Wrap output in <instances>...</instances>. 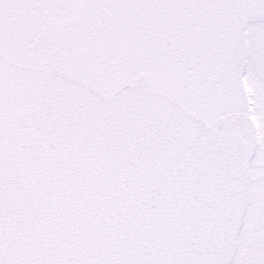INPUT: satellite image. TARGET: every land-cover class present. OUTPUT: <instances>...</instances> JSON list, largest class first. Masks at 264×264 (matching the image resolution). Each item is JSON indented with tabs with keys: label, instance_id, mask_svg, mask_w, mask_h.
<instances>
[{
	"label": "snow or ice",
	"instance_id": "6c2138e0",
	"mask_svg": "<svg viewBox=\"0 0 264 264\" xmlns=\"http://www.w3.org/2000/svg\"><path fill=\"white\" fill-rule=\"evenodd\" d=\"M0 264H264V0H0Z\"/></svg>",
	"mask_w": 264,
	"mask_h": 264
}]
</instances>
